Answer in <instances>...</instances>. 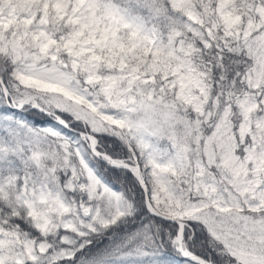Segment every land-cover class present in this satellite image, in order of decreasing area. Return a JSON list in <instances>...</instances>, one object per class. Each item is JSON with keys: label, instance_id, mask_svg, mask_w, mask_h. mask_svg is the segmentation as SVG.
<instances>
[{"label": "snow or ice", "instance_id": "obj_1", "mask_svg": "<svg viewBox=\"0 0 264 264\" xmlns=\"http://www.w3.org/2000/svg\"><path fill=\"white\" fill-rule=\"evenodd\" d=\"M0 264H264V0H0Z\"/></svg>", "mask_w": 264, "mask_h": 264}]
</instances>
